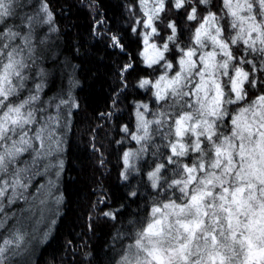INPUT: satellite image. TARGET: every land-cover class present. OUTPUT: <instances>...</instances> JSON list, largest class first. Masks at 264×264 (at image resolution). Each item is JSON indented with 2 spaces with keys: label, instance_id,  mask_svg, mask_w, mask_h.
Segmentation results:
<instances>
[{
  "label": "clouds",
  "instance_id": "obj_1",
  "mask_svg": "<svg viewBox=\"0 0 264 264\" xmlns=\"http://www.w3.org/2000/svg\"><path fill=\"white\" fill-rule=\"evenodd\" d=\"M0 8V264H264V0Z\"/></svg>",
  "mask_w": 264,
  "mask_h": 264
},
{
  "label": "snow or ice",
  "instance_id": "obj_2",
  "mask_svg": "<svg viewBox=\"0 0 264 264\" xmlns=\"http://www.w3.org/2000/svg\"><path fill=\"white\" fill-rule=\"evenodd\" d=\"M8 15V11L4 10L3 8H0V16Z\"/></svg>",
  "mask_w": 264,
  "mask_h": 264
}]
</instances>
